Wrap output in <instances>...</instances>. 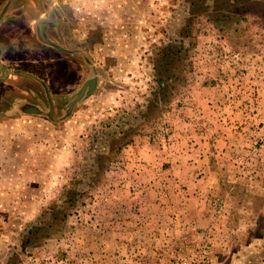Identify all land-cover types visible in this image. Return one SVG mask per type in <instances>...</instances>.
I'll return each instance as SVG.
<instances>
[{"label":"rangeland","instance_id":"1","mask_svg":"<svg viewBox=\"0 0 264 264\" xmlns=\"http://www.w3.org/2000/svg\"><path fill=\"white\" fill-rule=\"evenodd\" d=\"M14 4L67 52L0 84V264H264V0Z\"/></svg>","mask_w":264,"mask_h":264},{"label":"crops","instance_id":"2","mask_svg":"<svg viewBox=\"0 0 264 264\" xmlns=\"http://www.w3.org/2000/svg\"><path fill=\"white\" fill-rule=\"evenodd\" d=\"M12 11V12H11ZM26 11L18 10L15 12L9 10L7 16L4 17V14L0 16V84L6 86L9 83L11 78H14L18 75L27 76L30 79H34L33 75H37L33 71L39 70L49 64V70L51 68L55 69L58 59H62V54H66L67 49L55 44L50 38L46 37V25H51L52 19H38V37H34L30 34H24V32L32 26L31 21L36 20L31 14H27ZM28 15L31 17L29 18ZM32 30V29H31ZM37 40L42 44H38ZM35 43L39 46L38 51L33 50ZM23 45H27L23 47ZM61 54V55H60ZM25 60H28V64L24 65L27 70H25L22 65ZM54 66V67H53ZM50 74V71L48 72ZM51 75V74H50ZM39 82V80H36ZM11 82V80H10ZM45 82V80H43ZM43 83L46 88L45 94L49 101H52V94H55L51 89V86L55 85H46ZM36 88L38 84H36ZM10 89L4 87V93L8 92ZM48 92V94H47ZM44 94V93H43ZM2 99H5L2 97ZM7 100V99H6ZM5 100V101H6ZM14 104V102H13ZM30 108H26L31 116H38L41 114V108L38 105H28ZM2 111L4 108H0ZM2 120V119H1ZM4 133V123L0 122V134ZM4 164V138L0 135V165ZM2 172L3 168H2Z\"/></svg>","mask_w":264,"mask_h":264},{"label":"flooded vegetation","instance_id":"3","mask_svg":"<svg viewBox=\"0 0 264 264\" xmlns=\"http://www.w3.org/2000/svg\"><path fill=\"white\" fill-rule=\"evenodd\" d=\"M13 1L14 0H0V16L4 14V17H6L7 16V12L9 10H11L12 8L13 9H17L19 7V4H16V5L14 4L13 5Z\"/></svg>","mask_w":264,"mask_h":264}]
</instances>
